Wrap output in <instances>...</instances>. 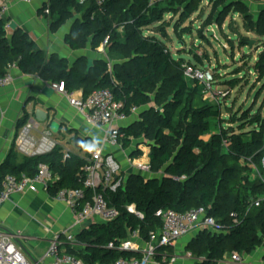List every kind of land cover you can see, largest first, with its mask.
Returning a JSON list of instances; mask_svg holds the SVG:
<instances>
[{
  "label": "trees",
  "instance_id": "1",
  "mask_svg": "<svg viewBox=\"0 0 264 264\" xmlns=\"http://www.w3.org/2000/svg\"><path fill=\"white\" fill-rule=\"evenodd\" d=\"M203 1L104 0L98 5L96 0H50L44 10H49L53 32L76 20L65 39L70 49L96 50L109 40L105 52L113 63L101 60L92 67L86 58L78 59L73 66L58 55L48 58L22 31L8 39L5 20H0V78L7 74L10 65L16 64L26 75L50 83L64 82L69 94L82 92L87 98L97 90L109 89L128 115L134 107L141 109L135 122L120 129L119 145L124 150H130L134 142L147 146L153 176L131 174L116 192H104L109 206L118 210V217L109 223L90 225L76 235V244L66 245L65 254L85 264L142 260V252L125 251L122 244L136 232L148 243L150 236L163 226L158 212L168 210L186 213L205 208L221 228L219 233L202 230L190 242L187 252L198 260L196 264H218L227 256L249 255L263 243L264 184L252 179L251 167L255 165L264 173V116L261 111L254 116L252 112L240 117L234 114L228 119L227 128L221 126L214 132V121L223 120L221 107L204 99V87L185 76L186 66L193 64L176 58L165 43L169 37L166 17L180 14L176 24L181 29L188 15L197 13ZM208 1L213 13L220 11L221 15L238 8L244 14V29L252 31L249 10L240 0ZM211 24L212 16L202 28ZM229 27L240 40H247L234 23ZM256 30L264 38V12ZM199 35L204 37L202 29ZM245 67L250 71V66ZM253 69L258 80L264 78V54ZM218 76L214 74L213 84ZM238 82L236 79L226 84L232 90ZM29 118L25 115L19 128ZM238 121H247L256 128L244 133L239 127L235 132L233 125ZM141 156L143 152L137 149L131 157ZM85 164L78 153L69 152L67 156L60 145L49 154L21 160L13 150L0 165V193L6 176L34 178L41 165L57 178L48 189L51 198L63 189H84ZM129 207H134L142 218L131 213ZM163 255L171 261L175 257L173 247L158 248L154 259L161 262Z\"/></svg>",
  "mask_w": 264,
  "mask_h": 264
},
{
  "label": "crops",
  "instance_id": "2",
  "mask_svg": "<svg viewBox=\"0 0 264 264\" xmlns=\"http://www.w3.org/2000/svg\"><path fill=\"white\" fill-rule=\"evenodd\" d=\"M3 1L7 8L4 20L8 39L11 40L17 31H22L35 42L38 50L44 52L48 58L52 55H58L61 58L68 59L71 66L80 58H86L90 67L96 61L101 60L109 62V64L113 63L107 52H103L100 47L96 50L91 47L81 51L70 49L66 45L65 39L72 31L76 20H71L59 30L53 32L49 10H44L50 0H32L31 3L20 0ZM11 75L13 83L0 88V165L5 162L13 150L18 153L20 160L26 157L21 150L20 143L23 127L19 128L18 124L25 115L35 118L33 115L35 104L37 108L49 113L50 122L58 124L57 133H51L47 129L50 125H39L40 133L49 131L52 139L63 147L65 152L78 153L84 158L87 149L102 147L106 154L114 155L120 162L123 173L127 176H129L130 171L135 169L134 164H150L149 148L148 150H141L143 152L142 158L136 159L131 157L132 152L137 150V146H139V149L145 146L141 142H134L130 150H124L121 145H109L106 142L105 132L92 128L82 114L69 104L67 99L52 90L50 82L43 81L38 76L26 75L18 68L13 69ZM75 95L80 97L82 92H75ZM138 117L139 115L131 117L128 121L122 123L121 127L130 126ZM71 132L73 133L71 134ZM35 136L41 138L39 134H35ZM74 137L86 139V147L77 150L73 140ZM20 211L25 212L28 220L27 224L34 222V224H30L33 231L26 229L27 227L23 229L22 223L17 224L13 228L14 231L11 229L12 225L9 221L16 217L22 218L23 216L19 214ZM94 223L100 222L89 221L81 227L76 226L74 213L66 205L56 201L55 198H51L48 192L42 189L37 193L15 196L0 208V231L13 235L15 237L14 242L27 259L37 264H51V260L45 259V257L52 243L56 240L60 242L61 252L65 253L66 245L69 242L64 236V232L71 230L78 234ZM199 232L201 231H194L190 235L181 238L173 246L175 257L171 261L163 255L161 262L154 259L150 264H196L198 260L189 257L191 253L187 252V247L198 236ZM33 233L35 236L25 235ZM62 236L65 239L62 240ZM23 242L29 244L31 251L37 254L35 259L25 251ZM143 243L142 240L138 242L140 247L145 248L146 246ZM239 258L240 261L234 262L231 256H227L224 261L218 264H264V236L260 247L252 254L239 256Z\"/></svg>",
  "mask_w": 264,
  "mask_h": 264
},
{
  "label": "built area",
  "instance_id": "3",
  "mask_svg": "<svg viewBox=\"0 0 264 264\" xmlns=\"http://www.w3.org/2000/svg\"><path fill=\"white\" fill-rule=\"evenodd\" d=\"M20 1L32 2V0ZM96 1L98 5L104 2V0ZM151 3L153 4L154 1ZM6 9L4 1L0 0V20L4 19ZM108 42L109 40L106 39L101 45L100 48L103 52H105ZM13 69H17L16 64L10 65L7 74L0 78V88L13 83L11 75ZM185 76L190 81H198L204 87V99L211 102L214 83L212 71L200 69L196 65H187ZM51 88L67 99L69 104L82 114L92 128L104 131L106 142L111 146H119L121 124L133 116H138L141 111V109L134 107L128 115L123 110V104L115 100L112 91L109 89L97 90L84 98L83 95L79 97L75 93L69 94L64 82L51 83ZM35 134H39L41 138H37ZM20 143L21 150L27 157L49 154L58 146L49 131L40 133L39 124L33 117L29 118L23 127ZM65 153L68 156L69 152ZM84 159L86 161L83 179L85 188L60 190L55 199L66 205L74 213L76 226L81 227L89 221L112 222L118 217V210L109 206L104 192L106 190L116 192L125 184L128 176L123 173L122 166L114 155L106 154L102 147L87 149ZM133 167L142 175L151 173L150 164H134ZM251 168L253 170L252 179H259L264 184V173L260 172L255 165H252ZM262 170L264 171V147ZM56 179L52 171L45 165L39 166L38 174L34 178L22 176L18 179L12 175L6 176L2 181L0 208L15 196L35 193L41 189L48 192ZM87 190L90 191L89 195ZM129 211L142 218V215L137 213L134 207H129ZM157 216L162 219V229L157 234H152L148 243H143L145 248L138 244L141 242L138 232L132 234L122 244V249L125 251L138 250L142 252V260L119 259L112 264H150L157 255L158 248L173 247L181 238L194 231L221 232L216 220L207 215L205 208L194 209L186 213H178L173 210L160 211ZM76 235L71 230L64 232V236L71 244L76 243ZM14 238L13 235L0 231V264H37L27 259L14 242ZM189 257H192L191 254ZM231 258L234 262L240 261L237 254ZM45 259H50L51 264H85L83 260L61 252V245L58 240L52 243Z\"/></svg>",
  "mask_w": 264,
  "mask_h": 264
},
{
  "label": "rangeland",
  "instance_id": "4",
  "mask_svg": "<svg viewBox=\"0 0 264 264\" xmlns=\"http://www.w3.org/2000/svg\"><path fill=\"white\" fill-rule=\"evenodd\" d=\"M240 1L248 8V14L252 19L250 21L252 31L250 32L244 29L242 22L244 14L238 8L230 9L226 15H221L220 11L213 13V7L208 0L203 1L197 13H190L188 15L189 19L181 26V29L176 24L181 17L180 14L166 17L169 24L167 30L169 37L165 40V43H167L172 54L176 58H183L200 69L212 71L213 75L219 74L216 77V83L212 86L211 102L221 107L223 120L214 121L212 128L214 132H218L221 126L227 128L228 119L234 114H239L240 117L244 112H252L254 116L258 111H261L262 116H264V78L258 80V76L253 69V66L258 62L259 56L264 54V38L260 37L256 30L258 18L264 12V0ZM210 16L213 17V24L202 28L203 23ZM231 23H234L239 28V32L247 40H240L231 31L229 27ZM201 29L204 37H200L199 35ZM260 29L262 30V28ZM228 39L233 40V43H230ZM251 43H253L252 46H250ZM246 64L250 66L251 72L245 67ZM236 79L239 80L238 85L231 90L226 81L230 82ZM228 109H231L230 112L232 113L229 114ZM233 127L235 128V132H238L239 127H243L244 133H250L256 128V126L249 125L247 121H238ZM47 129L51 133L58 132L56 125L50 126ZM208 138L206 137V139ZM136 148L139 149V146ZM139 150H148V147L143 146ZM141 158L142 156L136 159ZM131 174L141 175L136 169L130 171L129 175ZM142 176L150 178L153 175L150 173L143 174ZM19 214L23 217H16L9 221L12 225L11 229L13 230L17 224L22 223L23 229L27 227L26 229L33 231L30 224H34V222L27 224L28 220L25 212L20 211ZM25 235L35 236L34 233ZM23 245L25 251L30 253L29 255L35 259L37 254L31 251L30 245L24 242Z\"/></svg>",
  "mask_w": 264,
  "mask_h": 264
},
{
  "label": "water",
  "instance_id": "5",
  "mask_svg": "<svg viewBox=\"0 0 264 264\" xmlns=\"http://www.w3.org/2000/svg\"><path fill=\"white\" fill-rule=\"evenodd\" d=\"M253 43L250 44V46H252ZM33 115H34V120L39 124V125H45L47 124V126H57L58 127V124L56 122H50V118H49V113L40 109V108H37L36 107V104L33 106ZM86 144V139L84 138H77L76 141H75V148L77 150H81L83 149V147L85 146Z\"/></svg>",
  "mask_w": 264,
  "mask_h": 264
}]
</instances>
